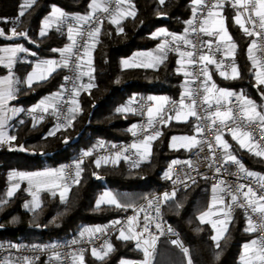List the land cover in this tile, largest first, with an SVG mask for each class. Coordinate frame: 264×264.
I'll use <instances>...</instances> for the list:
<instances>
[{
	"label": "snow or ice",
	"instance_id": "1",
	"mask_svg": "<svg viewBox=\"0 0 264 264\" xmlns=\"http://www.w3.org/2000/svg\"><path fill=\"white\" fill-rule=\"evenodd\" d=\"M126 0H90L88 11L85 14H69L60 7L53 5L49 14L43 19L39 36L46 37L50 31L55 30L61 35H66L68 41L62 48H53L52 52L58 53L59 58H43L33 62L32 71L21 80L15 77L13 66L17 63L18 54H27L36 57V52L30 51L22 44L13 47L0 48V67L7 70V74L0 77V145L11 146L17 137L9 135L7 128L9 121L22 112H27L32 118L33 127L38 126L46 116H51L56 123L48 131L46 137L55 136L61 130H67L72 126L76 116L81 112L79 97L82 93L88 92L94 88V76L92 72L91 49H94L99 43L102 26L105 20L115 25L117 34L124 32L122 20L129 17L135 18L136 12L130 0L128 8L125 10L122 6ZM36 0H25L20 6L18 17H24ZM160 5L165 4V0H159ZM192 17L186 21V27L180 34L170 33L165 28H160L152 34V39L160 40L155 51L140 53L142 63H135L129 60L122 61L125 68L129 67H157L163 64L169 54H175L177 74L184 77L182 85L183 91L178 101H172L168 97L148 96L147 98L131 97L128 102L116 109L120 114H133L146 117V122L132 124L128 129L134 137H138L133 143L124 146L110 155L100 156L94 159L93 163L96 168L102 164H118L122 159L131 161L132 167H139L142 162L151 156L152 142L156 141L161 135L162 127L168 126L173 120L177 123H188L190 117H194L197 123L193 127L192 135H181L171 137L170 147L179 151L184 149L191 151L198 148L195 152L196 162L192 158L184 161L173 160L169 169L164 172V178L172 180L171 167L175 164L186 165L189 170L199 169V157L207 149L208 155L204 157L207 167L213 170L211 204L208 211L202 212L198 216L201 224L210 223L216 234L212 240L216 242L219 248V240L223 234L228 231L227 224L231 223V214L235 208H242L246 214L245 232L257 233L264 231V177H257L253 172H246L243 164L231 151V145L223 139L224 130L231 128V137L237 141L241 148L253 152L254 155L264 158V146L252 136L246 129L249 124L259 122L261 131L264 132V105H257L243 92L237 93L233 90L218 88L213 81V70L224 79H238L240 72L234 63L228 65L231 69V75L225 69V61L234 58L237 44L233 41L232 36L227 30L223 12L225 7H231L235 10L233 17L234 23L237 24L243 33L251 39L248 46L249 59L252 62L253 77L256 81L254 87L261 91L264 96V58L258 57L254 53L264 51V0H191ZM113 5L115 7H113ZM7 23V19L3 21ZM20 23L19 19L15 22ZM246 25H250L246 26ZM0 38L12 40L29 38L28 31H17V27L10 29V35H6L5 30L0 28ZM88 58L85 60V58ZM219 57V58H218ZM90 71H85V66ZM67 69L71 75L63 77L65 83L59 86V89L42 98L36 105L30 109L9 107V102L17 98L22 86L32 89L34 85L39 86L46 83L59 70ZM88 81H84V77ZM71 84V88L66 87ZM215 90V93L214 91ZM152 102H155L152 104ZM39 113V115H37ZM20 124L24 121L20 120ZM211 125L217 132L215 141L208 142L198 137L202 136L206 126ZM246 140L249 141L246 143ZM67 143V139L64 141ZM179 142V146H177ZM255 146V151L253 150ZM104 142H98L94 149L84 151L80 158L73 162L72 165H65L58 169H47L37 172H17L10 173V179L16 182L6 192V197L11 198L20 188V182L26 181L28 184L29 194L32 195L35 205L26 203L25 208L35 211L40 208L38 193L47 189H62L59 197L62 203L67 201V193L71 190L72 185H78L82 179L84 171L83 164L85 157H91L96 148H103ZM113 149L116 145L111 146ZM19 150L24 151L23 146ZM134 150V151H133ZM135 156L136 159H132ZM217 159L221 160L220 166L215 165ZM228 164L237 166L241 173L246 177H252L256 180V187L239 183L236 185L229 184L224 178V173L233 175L228 171ZM73 172L72 176L66 177L65 170ZM97 179L99 175L93 173ZM186 178L195 183V178L191 172H186ZM201 178L208 179L201 174ZM173 185L183 183L179 178L172 180ZM186 187L189 185L185 184ZM56 195V192H52ZM177 189L174 187L171 192H164L159 197L148 199L147 208L152 212L146 211L145 208H137L133 203H125L118 199V194L111 191H105L95 202V207L100 209L101 205L114 206L117 209L133 212H144L143 221L138 219L137 215L130 216L126 221V226L120 220H115L108 226L84 227L80 233V239H73L72 245L79 244L82 240L88 239L92 242L94 238L105 236L110 228L120 225L119 239L123 241L135 240L136 247L141 249L144 255L140 264H152L156 254V243L160 235L164 234L161 229L160 212L161 205L174 200ZM8 203L7 199L0 198V208ZM182 207L177 204V208ZM213 209H216L214 212ZM212 215L222 217L216 221L206 219ZM256 217L257 219H254ZM155 222V228L159 231L154 235L151 231V225ZM219 225V227H218ZM140 229V231H136ZM167 232L177 235L171 228ZM127 233V234H126ZM147 233L148 237L144 238ZM173 245H180L178 239L170 241ZM15 247V246H11ZM35 247V246H34ZM59 245L52 244L45 246L53 250V256L60 260L62 254L57 251ZM41 251L43 249L36 248ZM113 245L105 241L104 245L98 250L97 247L91 248V255L97 260L103 261L105 257L112 252ZM185 254L188 249L183 248ZM72 259H77V253L73 252ZM36 258L24 257L23 262L34 264ZM79 264H85L83 250L78 254ZM18 261L17 264H23ZM121 264H134L130 261H121ZM188 264H191L189 260ZM241 264H264V239H252L243 245L241 255Z\"/></svg>",
	"mask_w": 264,
	"mask_h": 264
},
{
	"label": "trees",
	"instance_id": "2",
	"mask_svg": "<svg viewBox=\"0 0 264 264\" xmlns=\"http://www.w3.org/2000/svg\"><path fill=\"white\" fill-rule=\"evenodd\" d=\"M135 18L122 20L124 32L117 34L115 25L107 20L103 23L99 43L93 50L94 88L91 94L82 91L79 99L81 112L76 116L71 127L61 130L55 136L46 137L53 128L51 119L33 127V123L21 115L9 130L17 139L12 142L18 148L0 147V198L8 203L0 208V247L4 243L17 244L43 243L54 239L66 238L82 229L84 225H96L109 218L123 214L125 211L114 206L95 207L96 198L103 189L108 188L118 199L125 203H136L146 194L161 189L168 184L162 175L172 158L182 155L169 146V138L175 133H191L193 122H171L162 130L153 142L151 156L139 167L127 168L120 161L116 165L102 164L96 168L93 160H84L81 182L72 185L67 193V201L62 203L56 194L44 190L41 192V207L35 211L22 208L27 198L21 186L11 198L6 197L7 173L9 170H35L44 167L60 166L65 160L81 148L98 144L100 141L126 139L128 129L136 121L137 115L120 114L116 109L133 95L146 97L148 94L162 93L177 97L183 90V76L177 74L176 55L169 54L168 59L155 68L121 66L122 57L129 56L136 50L150 49L156 45L152 32L160 26L170 31L182 32L191 12V0H132ZM23 0H0V25L7 30L16 26L17 31H28L29 40H23L25 47L36 52L38 56H51V49L60 47L66 41L64 35L55 30L41 38L38 33L40 20L56 4L68 13H84L90 0H36L24 17H18ZM226 25L237 44L234 63L240 72L238 79H224L214 76L220 86L240 90L256 104L264 105V96L255 85L252 64L248 58L247 48L251 41L233 22V10L225 8ZM7 19V23L3 22ZM19 19L20 23L15 22ZM13 40V39H12ZM0 38V44L12 41ZM30 65L24 61L15 64V73L22 78ZM4 69L0 67V73ZM63 70L55 73L46 83L34 85L32 89L22 86L14 100L25 108L46 93L57 91L62 84ZM231 151L237 156L244 168L264 177V158L248 150L241 149L228 136ZM67 139V143H65ZM93 173L99 175L96 178ZM211 196V186L206 179L198 180L186 191L177 192L174 200L163 206V216L169 224L179 231L188 244V252L178 250L167 241L161 240L156 245V254L152 264H241L242 244L253 237L245 232V219L241 212L231 215L228 231L219 240L220 247L212 240L213 229L209 223L201 224L198 216L207 208ZM177 204L182 207L177 208ZM113 251L103 261L86 254L87 264H115L121 258L140 260L143 254L133 247L131 241L120 240L113 236ZM44 258L34 261L43 264Z\"/></svg>",
	"mask_w": 264,
	"mask_h": 264
},
{
	"label": "built area",
	"instance_id": "3",
	"mask_svg": "<svg viewBox=\"0 0 264 264\" xmlns=\"http://www.w3.org/2000/svg\"><path fill=\"white\" fill-rule=\"evenodd\" d=\"M113 7H115V6L113 5ZM229 8H231V7H229ZM232 10L235 13V10L234 9H232ZM191 17H192V12H190L189 19H191ZM247 26L250 27V25H247ZM168 32L180 34V32H174V31H168ZM251 39H253V38H251ZM254 54L257 55L258 57L264 58V51H257ZM232 63H233L232 58L225 61V69L228 72L231 70L230 67H228V65H230ZM66 75H71V73L67 69H64L63 75H62V83H65L63 80V77ZM66 87L71 88V84H66ZM232 90L237 92V93L241 92L240 90H237V89H232ZM181 94L182 93H180L177 97H168V98L172 101H178ZM137 97L138 98H147L148 96H146V97L137 96ZM152 104H153V102H152ZM31 107L32 106H27L24 109H30ZM22 115L26 120L32 122V118L30 116H28L27 112H22ZM37 115H39V113H37ZM48 119H51L52 125H54L56 123V121L51 116H46V118L43 121L48 120ZM192 120H193V125H195L197 123L196 119L194 117H192ZM143 122H146V117H141V116L137 115V119L134 123L139 124V123H143ZM163 128L164 127H162L160 130L162 131ZM231 130H232L231 128L225 129L222 138L226 140L228 136H231L230 135ZM246 130L259 141V144L261 146H264V132L261 131V124L259 122L255 123V124H249L247 126ZM216 135H217L216 130L211 125H208V126H206L205 131L202 134V136H200L198 138L214 143ZM137 139H138V137H134L132 135V133L130 132L129 136L126 139H121V140H116V141H104V147L103 148H96L93 156L85 157L84 160L87 158H91L94 161V159H96L100 156L113 154V153H115L116 150H118L124 146L130 145L131 143H133ZM247 142H249V141L246 140V143ZM228 143L230 144L229 141H228ZM97 145L98 144L91 145V146L86 147V148H81L75 154H73L71 157H69L67 160H65L61 164V167L65 166V165H72L74 161H76L78 158L81 157V155L84 151L92 150V149H94V146H97ZM112 145H116V148L113 149L111 147ZM198 150H199L198 148L193 149L186 157L181 158V159H175V160L184 161V160H187L189 158H192L193 162L195 163L197 158L195 157L194 154ZM253 150L254 151L256 150L255 146H254ZM206 155H208V152H207V149L205 148V151L202 152L200 154V157H199V169H198V171L197 170H189L186 165H181V164L172 165V167H171L172 180H177V178H179V180L183 181V183H177L176 185H173L172 180H168V184L166 186L162 187L161 189H158V190H155L151 193L146 194L141 200H139L138 202L133 203V204L137 208L143 207L146 209V211L152 212L151 209L147 208L148 199H151L154 197H159L164 192H171L174 187L177 189V192L186 191L189 188H191L192 185H194L198 180L203 179V178H201V174L208 177V179H206V180H208V182L212 188V184L215 182V180L213 179L214 173H213L212 169L207 167V164L204 161V157ZM132 159H136V157L133 156ZM121 161L125 164V166L127 168H135V167L131 166V161H124L123 159ZM172 161L173 160H171V162ZM171 162L169 163V165L171 164ZM220 164H221V160L217 159L215 161V165L220 166ZM227 167H228V171L233 173V175H228L227 173L223 174L224 178L226 179V181L229 184L236 185L239 183H243L245 185H251L253 187L257 186L256 180L252 177H246L245 173H241L238 170L236 165L228 164ZM188 171H190L191 175L195 178V181H196L195 183H192L191 180H188L186 178V172H188ZM245 171L249 172L246 169H245ZM64 175L66 177L72 176L73 172L69 169H66ZM185 184H187L189 186L186 187ZM163 206H164V204L161 205L160 221L159 222L161 223V229H164V234L159 236V239L157 240L156 245L161 240H165L171 246H174L178 250H183V248H188L187 242L184 240V238L179 233V231L174 229L169 224V222L164 218ZM238 211L241 212V214L243 215V217L245 219V223H246V214H245L244 209L235 208L231 215H233L234 213H236ZM152 214L155 215L154 212H152ZM133 215H137L138 219L143 221V217H144L145 213L144 212L137 213V212H133L131 210L125 211L121 215L109 218L103 222L96 224V226H108V225H111L112 222L115 220H120L122 222V224L126 226L127 219ZM254 219H257V218L254 217ZM119 228H120V225H117L115 228H110L108 233L105 236H99L98 235L96 238L93 239L92 242H89V240L86 238V239L82 240L77 245H72L71 241L73 239H78V240L80 239L79 233L81 230L75 234L69 235L66 238L54 239V240H50V241L43 242V243L34 242V243H29V244H17V243L7 242V243H4L3 245H1V247H0V264H17L18 261L23 262L24 257H28V258L38 257V259H35L34 261L39 260L41 258H44V260H45L44 262H46L47 264H76V260L73 261L72 255H71L73 252L77 253V255H78L80 253V251L83 250V255H85L87 253H91V248L93 246L97 247L99 250L101 248V246L104 245L106 240L108 242L112 243L113 236H116L119 234ZM167 228H171L177 235H172L171 233L167 232ZM136 231H140V229H136ZM151 231L154 235L159 234V231L155 228V222L151 225ZM252 235H253V239H256V238L264 239V231H258L257 233H252ZM147 237H148V234L145 233L144 238H147ZM173 239H178L180 242V245H182V247L178 246V245L171 244L170 241ZM130 241H131L133 247L136 248L137 250H139L143 254L142 250L138 249L136 247V241L135 240H130ZM52 244H56V245L60 246L57 249V251H59L62 254L59 261H57L55 258H53L51 261L49 259L50 257L53 256V250L50 248L46 249L45 246L52 245ZM11 246H15V247H11ZM36 248L43 249V250L37 251V250H35ZM24 263H26V262H23V264Z\"/></svg>",
	"mask_w": 264,
	"mask_h": 264
},
{
	"label": "crops",
	"instance_id": "4",
	"mask_svg": "<svg viewBox=\"0 0 264 264\" xmlns=\"http://www.w3.org/2000/svg\"><path fill=\"white\" fill-rule=\"evenodd\" d=\"M130 2H131V4L133 5V1L132 0H130ZM25 3V0H23V2H22V4H24ZM53 5H55V6H58V5H56V4H53ZM52 5V6H53ZM51 6V7H52ZM134 6V5H133ZM58 7H60V6H58ZM125 10H132V9H129L128 8V2H127V0H126V2H125V4L122 6ZM61 8V7H60ZM192 8V7H191ZM226 8V7H225ZM51 9V8H50ZM62 9V8H61ZM63 10V9H62ZM87 11H88V9H87ZM86 11V12H87ZM134 11H135V8H134ZM49 12H50V10H49ZM49 12L40 20V26H39V29H38V33H39V31H40V28H41V24H42V21H43V19L49 14ZM86 12H84V13H80V12H72V13H69V14H85ZM68 13V12H67ZM234 15H235V13L233 12V15H232V20H233V17H234ZM223 18H225V24H226V13H225V9H224V12H223ZM189 20V19H188ZM187 20V21H188ZM233 22H234V20H233ZM237 25V24H236ZM187 26V25H186ZM227 26V25H226ZM238 26V25H237ZM247 26V25H246ZM13 26H10V27H8V29L7 30H5L1 25H0V28H3L4 30H5V33H6V35H10V29L12 28ZM160 28H165V29H167L168 31H170L167 27H165V26H160V27H157L153 32H152V34L154 33V32H156L158 29H160ZM238 28L240 29V27L238 26ZM184 30V29H183ZM227 30H228V32H229V34L231 35V33H230V31H229V29H228V27H227ZM241 30V29H240ZM242 31V30H241ZM183 32V31H182ZM182 32H180V33H182ZM243 32V31H242ZM65 36V38H66V35H64ZM232 36V35H231ZM234 41V40H233ZM68 43V41H67V39H66V41L64 42V44L62 45V46H60V47H55V48H57V49H59V48H62V47H64L65 46V44H67ZM160 43V40H158V42L156 43V45L155 46H153L152 48H150V49H146V50H136V51H134V52H132L129 56H126V57H122L121 58V60H120V63H121V66L123 67V65H122V61H124V60H129L130 61V63L131 62H135V63H142V58L139 56V54L140 53H144V52H149V51H155V49H156V47H157V45ZM17 44H22L24 47H25V44H24V42H23V40H20V38H18V39H13L12 41H8V42H5V43H2V44H0V48H6V47H13V46H15V45H17ZM250 44V43H249ZM249 46V45H248ZM93 50L94 49H91L90 51H91V59H92V61H93ZM30 51H33V50H30ZM33 52H35V51H33ZM247 53H248V48H247ZM0 55H7V54H5V53H0ZM43 58H59V56H58V53H55L54 55H51V56H38V55H36V57H32V56H30V55H27V54H18V58H17V62L18 61H24V62H26V63H28L29 65H30V68L28 69V71L24 74V76L22 77V78H20V77H18L17 76V74L15 73V65L13 66V72H14V75H15V77L16 78H18V79H21V80H23L26 76H27V74L28 73H30L31 71H32V67H33V64L31 63V62H33V61H35V60H38V59H43ZM248 58H249V54H248ZM88 58L86 57L85 58V60H87ZM176 60H177V57H176ZM232 60H233V63H234V58H232ZM250 60V59H249ZM250 62H251V60H250ZM93 64V63H92ZM235 64V63H234ZM251 64H252V62H251ZM236 66V65H235ZM179 66L177 65V63H176V69L178 68ZM3 68V67H2ZM91 68L93 69V66H91ZM125 68V67H124ZM147 68H155V67H147ZM4 69V68H3ZM91 69H89L88 67H87V65L85 66V71H90ZM7 74V70L6 69H4V71L3 72H1L0 73V77H2V76H4V75H6ZM229 75H231V70L229 71ZM214 76H219V77H221L217 72H215L214 70H213V77H212V79H213V81L215 82V84L218 86V88H222V89H229V90H232V89H234V88H229V87H225V86H220V85H218L217 84V82L215 81V79H214ZM84 79V78H83ZM84 81L85 82H87L85 79H84ZM183 82H184V77H183ZM256 82V81H255ZM183 91V90H182ZM182 91L180 92V93H182ZM214 91V93H215V90H213ZM54 92H56V91H53V92H50V93H46V94H44V95H42L41 97H39L36 101H34L33 103H31L30 105H28V106H34V105H36L42 98H44V97H46L47 95H49V94H51V93H54ZM134 96V95H133ZM132 96V97H133ZM147 96H157V97H169L168 95H166V94H162V93H156V94H148ZM131 98V97H130ZM129 98V99H130ZM128 99V100H129ZM128 100L124 103V105L128 102ZM155 102H153V104H154ZM9 107H17V108H24L23 106H22V104H20V103H17V102H15L14 100L13 101H10L9 102ZM21 115H22V113H20L18 116H16V117H14L13 119H11L8 123H9V127L7 128V131H8V133H9V130H10V128L12 127V125L14 124V122H16L17 120H20V117H21ZM189 120H192V117H190L189 118ZM188 120V121H189ZM173 122H176L175 120H173ZM192 122H193V120H192ZM134 124V123H133ZM193 127H194V125H193ZM192 135L193 134V130H192V132L191 133H175V134H172L171 136H170V138H169V146H170V144H171V137H173V136H176V135ZM9 135H11L10 133H9ZM231 139H232V137L231 136H229ZM226 140H228L229 141V138L227 137V139ZM233 140V139H232ZM233 142L235 143V144H237L239 147H240V145H239V143L237 142V141H235V140H233ZM152 145H153V142H152ZM152 145H151V150H152ZM177 146H179V142H177ZM241 148V147H240ZM241 149H244V150H246L245 148H241ZM180 150H182L183 151V153H181L182 155H180V156H176L175 158H172L171 160H175V159H181V158H184V157H186L191 151H186V150H184V149H180ZM250 152V151H249ZM251 153H253V152H251ZM147 160V159H146ZM171 160H170V162H171ZM169 162V163H170ZM61 167V165L60 166H57V167H44V168H40V169H35V170H28V171H24V170H16V169H12V170H9L8 171V173H7V188H6V192L8 191V189L11 187V184L12 183H14V182H16L15 180H11L10 179V173H12L13 171H17V172H37V171H44V170H47V169H56V168H60ZM169 169V164L166 166V168L163 170V172H162V175L164 176V172L165 171H167ZM249 172H252V171H249ZM253 173H255V172H253ZM262 177H263V175L262 174H260ZM23 187L24 188V191L26 192V194H27V198L23 201V203L26 201V203H31V204H33V207H34V205H35V202L33 201V197H32V195H30L29 194V191H27L26 189L28 188V184H27V182L26 181H23V182H20V187ZM62 189H47V191H49V192H53V191H55L56 192V194L59 196V192L61 191ZM42 191H44V190H41L39 193H38V197H39V202L41 203V192ZM105 191H111L112 193H114L112 190H110V189H108V188H105V189H103L102 190V192L101 193H99L98 194V196H97V198H96V200L105 192ZM115 194V193H114ZM211 199H212V192H211V196H210V199H209V202H208V206H207V208L204 210V211H208V207H209V205L211 204ZM23 203H22V206H23ZM23 208V207H22ZM28 210V209H27ZM26 210V211H27ZM30 211V210H29ZM203 211V212H204ZM213 211L215 212L216 211V209H213ZM219 218H222V217H218V216H216V215H212V216H210V217H207L206 219H209V220H211V221H216L217 219H219ZM210 224V223H209ZM96 225H91V224H88V225H84L83 227H82V229L84 228V227H95ZM210 226H211V224H210ZM212 227V226H211ZM218 227H219V225H218ZM226 227H228V224L226 225ZM81 229V230H82ZM213 229V228H212ZM127 234V233H126ZM216 234V232H215V230L213 229V235H215ZM224 235V234H223ZM117 237H119V234L118 235H116ZM253 239V237L251 238V239H249V240H247V241H245L243 244H242V246H241V252H240V262H241V255H242V252H243V245L245 244V243H248L249 241H251ZM87 254H89L90 256H92L91 255V253H87ZM86 255V254H85ZM85 255H84V261H85V264H87L86 263V257H85ZM95 258V257H94ZM120 260V259H119ZM133 260V259H132ZM139 261H141V259L140 260H135V264H138V262ZM24 264H26V263H24ZM43 264H47L46 262H44ZM76 264H79V259H78V255H77V259H76Z\"/></svg>",
	"mask_w": 264,
	"mask_h": 264
},
{
	"label": "rangeland",
	"instance_id": "5",
	"mask_svg": "<svg viewBox=\"0 0 264 264\" xmlns=\"http://www.w3.org/2000/svg\"><path fill=\"white\" fill-rule=\"evenodd\" d=\"M84 79L86 80V81H88V77L87 76H85L84 77ZM188 135V134H187ZM190 135V134H189ZM176 136H181V135H176ZM0 147H6V148H13V147H15V148H18L19 149V146H15V145H11V146H8V145H0ZM109 164H111V163H109ZM56 169H58V168H56ZM258 177H262L260 174H258V173H255ZM164 177V176H163ZM155 191V190H154ZM153 192V191H152ZM52 193V192H51ZM25 204H26V201L23 203V209L24 210H27V208H25ZM27 211H29V209L27 210ZM93 257V256H92ZM94 258V257H93ZM96 259V258H95ZM143 259H144V256L142 257V259H141V261H143ZM130 261V262H134V264H135V260H132V259H129V258H121L120 260H118L115 264H121V261ZM141 261H139L138 262V264H140V262Z\"/></svg>",
	"mask_w": 264,
	"mask_h": 264
}]
</instances>
